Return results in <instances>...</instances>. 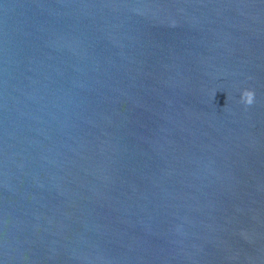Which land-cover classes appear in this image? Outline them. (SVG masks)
Wrapping results in <instances>:
<instances>
[{
	"label": "water",
	"instance_id": "95a60500",
	"mask_svg": "<svg viewBox=\"0 0 264 264\" xmlns=\"http://www.w3.org/2000/svg\"><path fill=\"white\" fill-rule=\"evenodd\" d=\"M0 264H264V0H0Z\"/></svg>",
	"mask_w": 264,
	"mask_h": 264
}]
</instances>
